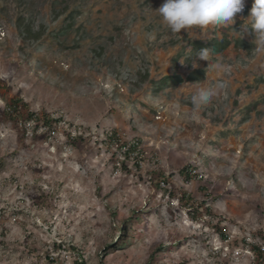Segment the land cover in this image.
<instances>
[{"label": "rangeland", "instance_id": "rangeland-1", "mask_svg": "<svg viewBox=\"0 0 264 264\" xmlns=\"http://www.w3.org/2000/svg\"><path fill=\"white\" fill-rule=\"evenodd\" d=\"M163 3L0 0V264H264V49L236 32L253 0L207 37L172 34ZM198 41L227 44L193 69ZM31 112L63 118L32 137ZM69 128L86 136L70 149ZM111 131L139 141L138 168Z\"/></svg>", "mask_w": 264, "mask_h": 264}, {"label": "clouds", "instance_id": "clouds-1", "mask_svg": "<svg viewBox=\"0 0 264 264\" xmlns=\"http://www.w3.org/2000/svg\"><path fill=\"white\" fill-rule=\"evenodd\" d=\"M244 7L245 0H164L156 11L172 34H180L184 29L193 37L200 29L199 34L207 37L210 27H230ZM236 32L240 34L239 39L246 34L254 35L255 46L264 49V0H253L249 16L241 30ZM211 51L205 48L196 53L191 67L195 69L200 66V61H208ZM223 87L222 82H217L214 87L201 86L192 95L191 103L197 107L205 105Z\"/></svg>", "mask_w": 264, "mask_h": 264}, {"label": "trees", "instance_id": "trees-1", "mask_svg": "<svg viewBox=\"0 0 264 264\" xmlns=\"http://www.w3.org/2000/svg\"><path fill=\"white\" fill-rule=\"evenodd\" d=\"M40 31V30H39ZM26 33L27 35H32V39H40L41 38V33L40 32H33L32 29L30 27H26ZM227 43H217V42H203V41H198L195 43V45H198L199 47V50H202V49H211V54H215L217 53L218 51L222 50L224 48V46L226 45ZM197 74V75H196ZM204 75V73L202 72V70H198V72H192L189 74L187 80H192V79H199L200 77H202ZM169 80H172V81H180V78H178L177 76H167L166 78H164L163 82H167ZM182 81V80H181ZM23 103V100H20L18 98H13L11 100V103H10V108L13 110L14 109V112L15 111H18L19 110V107L22 105ZM23 106H26V104H23ZM30 117L31 119H35V122H36V126H35V133L32 135V137L38 133V131H41L43 128H45L43 130L44 134L47 136H45L46 138H48L49 136H52L51 132L52 130L56 129L58 126H59V123L61 121V119L63 118V116H59V115H56V114H45L43 116H40L38 113L36 112H31L30 115L28 116ZM86 136L84 135L83 132H81V130H77L75 128V130L73 129H68L66 132H65V140H64V144H65V147H68L69 149L70 148H75L78 146V144L80 142H83L85 140ZM107 144L109 143H114V140L112 137H110L109 135H106L105 136V139ZM137 146H132L130 147V149L128 150V152L126 153H123L121 148H120V154L119 155H124V159L123 160H118V162H120V165L124 167H127V165L130 164V157L131 155L135 152ZM134 166L136 168L139 167V165L137 164V161L135 159V162H134ZM191 169H195L197 170L198 174H202V177H204V174L203 172H201L200 170H198L199 168H197V166H192V165H187L185 167H183L182 171H181V174L183 175L185 181H189L190 179H194V180H200L202 179L197 177V176H193L190 174V170ZM147 171V170H146ZM147 173L146 175L149 177H151V180H153L157 175L155 174L156 172H145ZM163 174L160 173V175L158 176V179H156L157 181V187L160 188V184H159V180H164L165 183H166V186L163 187L165 189H162V190H166L168 188H170V183L167 179V177L165 176H162ZM170 195V194H169ZM208 211L210 212V207L208 206L207 207ZM190 211L193 210V211H198L197 208H193V209H189ZM264 243L263 244H258V245H253L252 246V249L254 250V253L260 257L261 254L264 253Z\"/></svg>", "mask_w": 264, "mask_h": 264}, {"label": "built area", "instance_id": "built-area-1", "mask_svg": "<svg viewBox=\"0 0 264 264\" xmlns=\"http://www.w3.org/2000/svg\"><path fill=\"white\" fill-rule=\"evenodd\" d=\"M55 130H56V129L52 130V132H51L52 136H53V134H55ZM107 135H108V133H107ZM109 136L113 138L114 143H115L118 147H121V150H122L123 153L128 152V150L130 149V147H132V146H135V147H136V146H137V148H136V150H135V152H134V153L136 154V156H137L136 161L138 162V161L144 159L145 154H144L143 150H142L141 147H140V143H139V141L132 140V141H129V142H122V143L120 144V140H121V139L119 138V136H120L119 133L114 132V131H111V132L109 133ZM152 158L154 159L155 162L158 161L157 158H155V157H152ZM140 162H141V161H140ZM190 174L193 175V176H197V177H199V178L202 177V174H198L197 170H195V169H191V170H190ZM161 185H162V187H165V186H166V183H165L164 180L161 181ZM251 239H252V238L249 237V239L247 240V241H248V244H251V243H252V242H251ZM249 240H250V241H249ZM252 241H253V240H252Z\"/></svg>", "mask_w": 264, "mask_h": 264}]
</instances>
